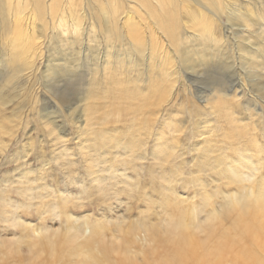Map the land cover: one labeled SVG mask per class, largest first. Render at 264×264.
<instances>
[{
	"label": "bare ground",
	"instance_id": "1",
	"mask_svg": "<svg viewBox=\"0 0 264 264\" xmlns=\"http://www.w3.org/2000/svg\"><path fill=\"white\" fill-rule=\"evenodd\" d=\"M263 142L264 0H0V264H264Z\"/></svg>",
	"mask_w": 264,
	"mask_h": 264
},
{
	"label": "rangeland",
	"instance_id": "2",
	"mask_svg": "<svg viewBox=\"0 0 264 264\" xmlns=\"http://www.w3.org/2000/svg\"><path fill=\"white\" fill-rule=\"evenodd\" d=\"M206 119H211V118H206ZM67 128H69V129H71V127L70 126H67ZM40 129V128H39ZM40 132H41V130H39L38 132L37 131H35L34 132V135L32 136V138L34 139V146H32L31 148H29V151H28V153L31 155L29 158V162H32V166H35V167H37L38 166V164H37V161H38V159H41V157H40V155H41V153H43V150H45V151H50V146H49V143H48V141L46 140V138H44L43 136H45V135H43V136H41L43 133H41V135L39 136V134H40ZM37 133H38V135H37ZM24 138L25 139H27V136H25L24 135ZM40 138V139H39ZM43 139V140H42ZM20 141L16 144V143H11V145L9 146V148H8V153H11L13 150V152L12 153H14L17 149L19 150V145H21V139H19ZM195 140H199V139H195ZM43 143H44V146H42L43 145ZM196 142H194V144H195ZM77 145V143H75V145L74 146H76ZM12 147V148H11ZM27 147V144L25 145V148ZM261 148H263L264 149V142L261 144V146H260ZM16 150H15V149ZM27 149V148H26ZM77 156H75V158H79V154H76ZM12 159L13 158H9V160H10V163L11 162H13L12 161ZM35 160V161H34ZM6 160L5 159H1V161H0V163H1V165H5V162ZM34 161V162H33ZM80 168V171H79V174L81 175V177L83 176V173H84V171L82 170V168L81 167H79ZM8 169V167H6V166H0V176L5 172V170H7ZM34 169H36V168H34ZM2 171H4V172H2ZM52 171H55V170H53L52 169ZM51 171V172H52ZM50 176H52V175H50ZM53 176H55V174L53 173ZM52 176V178L54 179V177ZM6 177H8L9 179H10V175H5L4 176V178H6ZM61 182H62V180L60 179V178H58ZM58 179H54V181L53 180H51V181H53L51 184L53 185V186H55L56 187V185H55V180H58ZM60 186H61V188H64L65 186H64V184H62V183H60ZM121 202H124V200L122 201L121 200ZM84 204H89V206L88 205H84L82 208H78V210L77 211H80V210H82L83 208H88V209H84L83 210V212L85 213V214H90V215H92V216H97V217H99V215H100V213H103L105 216H108V215H110V216H108V217H106V218H108V219H111V217H113V218H115L116 216H118V215H121L122 214V212H126V214L124 213V215H127V216H129V217H131V218H127V219H135V218H137L138 217V215H137V209H136V207H137V204H132V205H130L129 206V208H127L126 209V207L124 208V209H122L123 208V206L122 205H118L117 203H113L112 205H110V207L109 208H107L106 206H105V208L104 207H102V206H104V205H99V206H95V204L94 205H91L89 202L88 203H84ZM117 205V206H116ZM92 207V208H91ZM111 207H113V208H115V209H113L112 210V208ZM144 207V205L143 204H139L138 205V208H143ZM104 208V209H103ZM91 209V210H90ZM112 210V211H111ZM86 211L88 212V213H86ZM117 211V212H116ZM118 211H119V213H118ZM70 212H72L71 210H70ZM93 212V213H92ZM113 212V215L111 214ZM136 212V213H135ZM74 213V212H73ZM78 212H75L74 214L75 215H77V216H79V215H81V214H84V213H82V211H81V213L78 215L77 214ZM118 213V214H117ZM97 214V215H96ZM31 218H33V219H27V221H32L33 223H36V224H40V222L38 221V219H37V216H36V214H34V215H32V216H30ZM142 222V221H141ZM140 222V223H141ZM128 225H124V226H122V228H126ZM101 229H103V227L101 228ZM117 230H119V229H117L113 224H108V225H105L104 226V233H105V235H102V236H99V235H96L97 236V238H100V239H103V238H105V236H107V238H108V240H110V239H112L116 234H117ZM10 235V234H9ZM8 235V236H9ZM145 235H146V232H145ZM108 248V247H107Z\"/></svg>",
	"mask_w": 264,
	"mask_h": 264
}]
</instances>
